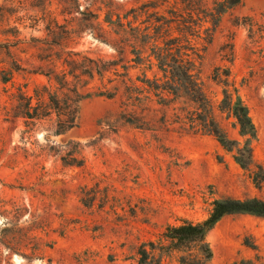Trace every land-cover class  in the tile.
<instances>
[{"label":"rangeland","instance_id":"1","mask_svg":"<svg viewBox=\"0 0 264 264\" xmlns=\"http://www.w3.org/2000/svg\"><path fill=\"white\" fill-rule=\"evenodd\" d=\"M143 1L0 0V264H137L143 242L158 241L168 225L203 220L215 199H264V187L233 152L174 123L171 106L154 98L138 110L143 128L126 121L127 71L135 81L142 70L105 19ZM198 48L200 77L215 104L223 96L217 69L222 79L230 70L256 126L254 158L264 166V0L227 12L212 42L200 40ZM71 52L83 65L86 57L101 59L108 70L82 76L89 82L82 92L92 94L79 103L75 126L56 134V115L20 116L17 95L53 88L45 73H59ZM115 86L113 98L96 95ZM216 115L242 140L232 116ZM207 239L210 264L264 254V218L226 215Z\"/></svg>","mask_w":264,"mask_h":264},{"label":"trees","instance_id":"2","mask_svg":"<svg viewBox=\"0 0 264 264\" xmlns=\"http://www.w3.org/2000/svg\"><path fill=\"white\" fill-rule=\"evenodd\" d=\"M244 0H147L132 7L116 19L106 17L128 42L134 54L131 61L141 67L134 81L129 76L126 85V121L143 128L146 121L141 105L157 99L159 104L171 106L173 122L192 133L213 135L222 147L233 152L235 161L248 171L255 185L264 187V166L257 163L253 154V143L257 139L256 126L250 115L249 107L238 89L230 80V70L226 69L225 79L217 69L216 80L222 84L223 96L215 104L205 92L200 77L202 55L199 41L212 42L223 16L239 6ZM71 52L64 58L60 72L45 75L54 87L44 84L36 88L34 95L19 89L20 116L26 119H43L56 115V134L71 129L76 124L79 103L91 96L83 93L82 88L89 84L82 80L88 74L103 75L108 69L101 66V59L89 58V64L73 59ZM58 59H62L58 56ZM85 59V58H84ZM157 72L149 76L153 68ZM118 87L98 91L96 95L113 98ZM36 102L33 103V100ZM21 101V102H20ZM217 111L228 113L235 119L242 140L231 138L217 119ZM248 213L264 218V199L259 197L215 199L207 217L198 222L184 220L180 224L168 225L162 237L143 242L138 249L137 264H210L213 257L208 233L226 215ZM257 249L255 243H246ZM228 264H264V254L257 253L252 258H241Z\"/></svg>","mask_w":264,"mask_h":264}]
</instances>
